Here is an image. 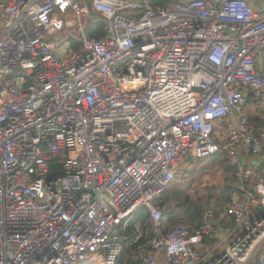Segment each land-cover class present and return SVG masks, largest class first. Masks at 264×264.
Segmentation results:
<instances>
[{
    "label": "built area",
    "instance_id": "obj_1",
    "mask_svg": "<svg viewBox=\"0 0 264 264\" xmlns=\"http://www.w3.org/2000/svg\"><path fill=\"white\" fill-rule=\"evenodd\" d=\"M249 104L264 112V0H0V264H254ZM217 154L237 168L233 230L213 206L164 226L157 198ZM207 237L230 241L213 256Z\"/></svg>",
    "mask_w": 264,
    "mask_h": 264
},
{
    "label": "rangeland",
    "instance_id": "obj_2",
    "mask_svg": "<svg viewBox=\"0 0 264 264\" xmlns=\"http://www.w3.org/2000/svg\"><path fill=\"white\" fill-rule=\"evenodd\" d=\"M154 3L155 0H150ZM68 41V40H66ZM59 44L58 41H56ZM60 45V44H59ZM248 120L249 116L252 114H256L259 111H252L251 105H247ZM249 122V121H248ZM250 123V122H249ZM224 126V125H222ZM252 127V125H250ZM253 129V128H252ZM225 135V134H224ZM223 157L224 154H222ZM221 157H217V160H213L212 157L199 160L196 162H188V165L191 167H184L176 178L175 182L171 185L170 188L165 190L162 194L163 196H167L168 201L165 202L167 205V211L165 212L163 224L164 226L172 225L177 222H184L188 225H191V220L189 219L188 214H186L181 207L180 203L176 200L174 193L176 191H181L183 194L187 193L192 199L199 197V203H204L203 210L213 206L214 212L216 215H224V209L221 210V196L219 194L220 185L223 183H230L231 177L223 170V165L226 164V159ZM258 174V173H257ZM256 177H261L260 174ZM258 180V179H256ZM236 181L234 182V184ZM209 198V199H208ZM209 201V204L206 205L205 202ZM158 203L160 201H157ZM202 210V211H203ZM221 210V211H220ZM222 229L225 235H227L230 231L233 230V223L230 217L225 216V220L222 225ZM230 241L228 238L223 241L221 238H205V247L201 251V253L211 254L213 256L217 255L219 252L223 250L226 246V243ZM216 244L218 245V249L211 250L212 247ZM260 257L264 262V250L260 252ZM126 259H128L127 255H123V263H126Z\"/></svg>",
    "mask_w": 264,
    "mask_h": 264
},
{
    "label": "trees",
    "instance_id": "obj_3",
    "mask_svg": "<svg viewBox=\"0 0 264 264\" xmlns=\"http://www.w3.org/2000/svg\"><path fill=\"white\" fill-rule=\"evenodd\" d=\"M163 2H165V0H155L154 4H162ZM90 34L92 36L101 37L103 35V29H102L101 26L95 27V28L90 30ZM249 122H250V125H252L254 133L262 132V130H264V112H258L256 114L250 115L249 116ZM221 156H223V155L222 154H217V155H214L212 158H213V160H217V157H221ZM225 163L226 164L223 165V170L227 174L230 175L232 182L223 183V184L220 185L219 194L221 196V201H220L221 205H222L221 210L224 209L223 207L229 201L230 193L232 191V186L234 185V182L236 181L235 173H236V170H237L236 166L228 165L227 162H225ZM259 168H261V167L258 166V169ZM174 196H175L176 200L180 203V205L183 208L184 212L186 214H188L189 219L191 220V225L198 224L200 222V218H201L202 212L204 211L203 210L204 203H202V202L199 203V201H198L199 197H196L195 199L194 198L192 199L187 193L183 194L181 191H178V190L176 191V193H174ZM157 201H160L159 202L160 204H165V202L168 201V198H167V196H163V194H161L157 198ZM205 204L208 205L209 201H206ZM135 216H136V218L134 219V221L131 222L130 226L127 228L126 234L128 236H131V234H132V230L134 228L133 226H134V222L135 221H140V223L143 226L144 225H146V226L150 225L149 220H148L149 219L148 212L144 208L138 209V211H137ZM127 252H128V249L125 252L126 255H127ZM123 255L120 256L117 259L116 264H122L124 262L123 261ZM127 257H128V255H127ZM125 264H137V263L135 261H131L130 258L128 257V259H126V263Z\"/></svg>",
    "mask_w": 264,
    "mask_h": 264
},
{
    "label": "crops",
    "instance_id": "obj_4",
    "mask_svg": "<svg viewBox=\"0 0 264 264\" xmlns=\"http://www.w3.org/2000/svg\"><path fill=\"white\" fill-rule=\"evenodd\" d=\"M216 125H217V127H216V131H215V136L218 139L224 138L225 137L224 134H226L227 126L229 125V123L224 122V121H222V122L218 121ZM222 125H224V126H222ZM262 132H264V130H262ZM242 157H243V155H242ZM251 160H252V164H254V167L257 168L256 173L260 174V176H263L264 175V148H263L262 153L259 156L252 157ZM258 166H260L261 168L258 169Z\"/></svg>",
    "mask_w": 264,
    "mask_h": 264
},
{
    "label": "water",
    "instance_id": "obj_5",
    "mask_svg": "<svg viewBox=\"0 0 264 264\" xmlns=\"http://www.w3.org/2000/svg\"><path fill=\"white\" fill-rule=\"evenodd\" d=\"M232 189H234L233 186H232ZM254 264H262V260L259 257L258 253H256L255 256H254Z\"/></svg>",
    "mask_w": 264,
    "mask_h": 264
},
{
    "label": "bare ground",
    "instance_id": "obj_6",
    "mask_svg": "<svg viewBox=\"0 0 264 264\" xmlns=\"http://www.w3.org/2000/svg\"><path fill=\"white\" fill-rule=\"evenodd\" d=\"M247 121H249V120H248V116H247Z\"/></svg>",
    "mask_w": 264,
    "mask_h": 264
}]
</instances>
